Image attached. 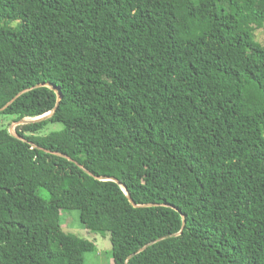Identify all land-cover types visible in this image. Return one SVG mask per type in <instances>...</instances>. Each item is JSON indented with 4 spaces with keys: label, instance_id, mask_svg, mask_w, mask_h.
I'll use <instances>...</instances> for the list:
<instances>
[{
    "label": "trees",
    "instance_id": "1",
    "mask_svg": "<svg viewBox=\"0 0 264 264\" xmlns=\"http://www.w3.org/2000/svg\"><path fill=\"white\" fill-rule=\"evenodd\" d=\"M132 4L160 29L100 69ZM262 27L264 0H0V116L61 95L0 126V264H84L70 210L113 264H264Z\"/></svg>",
    "mask_w": 264,
    "mask_h": 264
},
{
    "label": "rangeland",
    "instance_id": "2",
    "mask_svg": "<svg viewBox=\"0 0 264 264\" xmlns=\"http://www.w3.org/2000/svg\"><path fill=\"white\" fill-rule=\"evenodd\" d=\"M117 3L114 1L113 9L117 10ZM143 9V6L132 4L128 9H125V19L119 17H111L104 14L100 19V26L102 28L101 44L97 51L98 67L103 69L105 67H112L121 60L127 61L132 59V50L137 47L139 43L145 41V38L150 37L156 27L158 21V9H154V15L149 20V24L144 26L140 21L141 18L135 16L134 10L136 8ZM120 14L121 11H119ZM178 27V25H177ZM160 28H158L154 35L155 37ZM146 31V35L142 38L141 31ZM254 39L257 43L264 46V27L258 29L254 33ZM33 119H24L25 122H30ZM19 123H14L12 117L0 116V126L8 127V130L13 133L14 128ZM61 129L60 124H48L44 127L42 133L47 134L54 130ZM42 197L48 199L49 196L42 192ZM61 224L65 223L64 231L76 237L87 239L95 246V251L86 252L83 254L84 264H111V246L109 236L106 233L98 234L90 232L84 228L79 221V212L76 210L65 211L60 216Z\"/></svg>",
    "mask_w": 264,
    "mask_h": 264
},
{
    "label": "water",
    "instance_id": "3",
    "mask_svg": "<svg viewBox=\"0 0 264 264\" xmlns=\"http://www.w3.org/2000/svg\"><path fill=\"white\" fill-rule=\"evenodd\" d=\"M56 94H57V103H56V106H55V108H54V110H53L52 112H49V113H47V114H45V115H43V116H41V117L35 118V119H33L32 121H30V122H25L24 119H23V120H21V121L19 122V124L35 123V122H40V121H43V120H45V119H48V118L54 113V111H55V109L57 108L58 103H59V101H60V99H61V95H60V93H56ZM10 133H11V132H10ZM11 134H12L13 136H15L16 138L22 140V138L19 137L18 135H16L14 132L11 133ZM22 141H24V140H22ZM63 157H65L66 159L71 160V159L68 158L67 156H63ZM71 161H72V160H71ZM86 173H88L89 175H92V174H90V173L87 172V171H86ZM97 179H99V180H104V181H106V180H108V181H112V182H114V183L120 185V183L118 182V180H116L115 178L104 177V178H97ZM127 198H128L129 203H130L133 207H142V206L144 207V206H145V205H140V206H138V205L134 204L133 201H132V199H131V197H130L129 195H127ZM184 224H185V218H184V216H182V228H183ZM161 239H163V238H161ZM161 239H158V241L161 240ZM151 244H152V243L145 245L144 247H142L141 249H139L138 252H142L145 248H147V246H149V245H151ZM133 256H134V254H133V255H130V256L127 258L126 262H127L130 258H132Z\"/></svg>",
    "mask_w": 264,
    "mask_h": 264
},
{
    "label": "crops",
    "instance_id": "4",
    "mask_svg": "<svg viewBox=\"0 0 264 264\" xmlns=\"http://www.w3.org/2000/svg\"><path fill=\"white\" fill-rule=\"evenodd\" d=\"M65 226H66L65 223L62 224V228H63V229L65 228ZM111 264H113L112 261H111Z\"/></svg>",
    "mask_w": 264,
    "mask_h": 264
}]
</instances>
